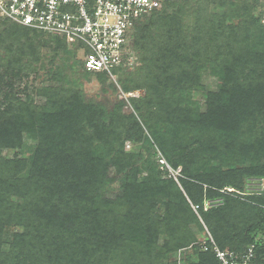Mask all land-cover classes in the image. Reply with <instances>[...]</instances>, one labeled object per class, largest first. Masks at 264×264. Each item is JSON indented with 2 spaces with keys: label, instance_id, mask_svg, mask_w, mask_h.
I'll return each mask as SVG.
<instances>
[{
  "label": "trees",
  "instance_id": "1",
  "mask_svg": "<svg viewBox=\"0 0 264 264\" xmlns=\"http://www.w3.org/2000/svg\"><path fill=\"white\" fill-rule=\"evenodd\" d=\"M216 2L223 9L236 7L231 0H164L160 8L145 16L146 22H136L131 37L135 32L133 47L140 54L141 66L123 75L122 86L126 91H145L141 99L131 100L135 115L122 113V103L111 112L89 104L62 105L65 93L72 90L69 88L58 93L50 88L36 90L35 94L46 98L41 106L35 105L33 95L26 94L23 100L9 92L18 76L6 78V74L15 66L17 74L23 67L30 71L36 66L45 71L47 80L66 81L61 69L55 67L65 47L60 41H42V37L53 35L13 23L17 27L0 31V44L7 39L12 42L3 49L5 64L0 63V92L5 104L0 116V150L19 148L31 153L16 162L25 169L30 164L25 180L31 186L24 181L0 184V264H170L166 262L169 255L195 239L189 225L201 230L191 205L197 207L219 249L241 253L253 246L254 263L264 264V244L255 238L264 227V210L219 192L226 187L243 191L246 177L264 178V39L253 43L252 23L229 28L215 23V45L196 41L190 47L192 53H181L178 43L183 20ZM43 48L49 49L50 56H41ZM25 54L30 56L26 63L22 61ZM156 70L158 76L167 74L171 92L161 102L154 101ZM86 72L99 78L106 75ZM204 72L216 76L218 82L217 92L205 94V112L200 113L191 91L204 90L200 84ZM76 93L73 100H78ZM193 114L196 122L188 126ZM209 125L218 133L211 131L208 138L212 143L205 140L200 146L208 149L222 141L235 147L227 150L226 160L223 158L229 171L205 169L212 160L222 165L224 160L218 154H202L198 147L175 142L184 131L198 140L200 134L190 130L202 132ZM93 132L103 154H70L77 150L75 143H87ZM27 139L34 145L27 146ZM125 141L140 143L147 152L144 167L137 163L141 156L124 152ZM111 142L118 144L117 149ZM153 145L173 169L181 168L183 193L173 180L160 178V166L150 160L157 153ZM200 154L204 155L202 168L195 161ZM110 169L115 177H108ZM115 181L120 188L115 199L99 198V190L106 191ZM10 196L19 202L8 200ZM218 198L222 205L203 210L205 200ZM255 201L264 206V196ZM7 223L21 228L8 241L4 232ZM5 241L7 251L2 250ZM201 248L197 261L189 264H219L212 252Z\"/></svg>",
  "mask_w": 264,
  "mask_h": 264
},
{
  "label": "rangeland",
  "instance_id": "2",
  "mask_svg": "<svg viewBox=\"0 0 264 264\" xmlns=\"http://www.w3.org/2000/svg\"><path fill=\"white\" fill-rule=\"evenodd\" d=\"M234 1L236 4V7L230 6L220 8V1L216 3L209 4L206 8H203V12L199 14H192L188 16L185 20L182 22V36H180L179 42L181 53H184L185 51L192 53L190 50V47L196 43V41H202V42H211L209 46L215 45L218 41V35L213 31L214 24H219L222 27L227 26H233V25H242L243 23H252L251 28L249 29V32L252 33V41L253 43L256 42V40H263L264 39V0H231ZM227 5V4H226ZM237 5L239 6V10H237ZM223 9V10H222ZM145 16L142 17L144 19ZM148 19L140 20V24H143ZM257 20V22H256ZM12 22L3 19L0 16V31L3 30V28H12L15 25L11 24ZM250 25V24H248ZM17 27V26H15ZM134 28L129 31V34L132 35ZM135 34V32H134ZM131 37V40L129 39L127 49L125 50V54L123 53V58L121 60V66L119 70H116L112 73V75H103V78H99L96 74L88 73L83 68V48L82 46L75 40H67L66 38L58 37V36H51V37H42V41H48L50 44H54L55 41H60L65 49L60 51V57L55 62V67H58L61 69L63 75V79H67L66 81L61 82H55L51 80H47L45 71H41L37 69L36 66L32 68V70H26L27 67H23L22 72L17 74L15 69H11V71H8L6 74V78L8 76L17 75L18 78L16 80L15 77V87L14 90H8L11 91L14 94H17L20 98L24 100V97L26 94L33 95L34 103L37 106L43 105V103L46 101V98L41 95H37L36 90L41 91V88L43 90L51 89L50 91L53 92H60L66 88L72 89L67 90V93H65V99L62 105L70 102L77 106V103H80L81 105L87 106L94 105L96 107H103L107 112H111L115 105L117 103H122V113L124 114H134V109L132 106V99H138L142 98L145 95V91L143 89L138 90H132V91H126L122 88L124 85V76L125 73H128L130 71H133L135 68L140 67L141 63L139 61L140 54L137 52V50L133 47V42L135 41V35ZM30 36V35H29ZM36 36V35H35ZM35 36L33 37L35 38ZM7 43L11 44V40L7 39V41L3 44H0V63L5 64V53L3 49L7 45ZM130 44V47H129ZM14 46L17 47V45L14 43ZM52 46V45H51ZM27 53V52H26ZM180 53V51H179ZM50 56V52L48 48H43L41 50V56ZM191 57V56H190ZM27 58H30L24 55V59L22 61H25ZM23 63H21L22 65ZM28 66V65H27ZM36 67V68H35ZM167 69V66L165 67ZM35 69V70H34ZM14 70V71H13ZM168 70V69H167ZM154 81L157 80L155 83L157 86V92L155 93V99L154 101L159 102L162 101L163 98L168 99L170 95V86L168 87L167 81L165 79V76L167 74H164V76H158L159 70H156L154 72ZM217 82L218 79L216 76L211 75L209 72H204L202 74L200 84L204 87V90H192L191 91V97L193 101L196 103L195 108L200 111V113L205 112V94L207 92H217ZM0 87L3 88V86L0 84ZM132 87V85H131ZM5 89V88H4ZM78 92V100H73L74 94ZM77 94V93H76ZM3 95L0 92V116L1 112L4 109V100L2 99ZM194 115V114H193ZM196 114L192 117L190 122H186L188 126H191V124L196 122ZM195 119V120H194ZM197 125V124H196ZM180 130H182V126H180ZM179 130V133H180ZM145 135L149 137L148 132L144 129ZM191 131H194L195 133L198 132L200 134V138L197 140V137L192 135L189 132L184 131V133L176 137V144H187L186 146L188 148L196 149L199 148V153H206L209 154H218L222 160L225 158L227 159L228 152L227 150H230L231 148L236 149L235 147H231L229 144L224 142H217L216 144L212 145L210 148L207 149V147H201V142L205 140H209L210 143H212V140H210L208 137L211 135V126H207L202 130V132L198 128H193ZM215 134L218 133V130L216 129L213 131ZM92 133V132H91ZM98 135V134H97ZM97 137V136H96ZM95 137V132H93V136L90 137L91 139H88L87 143H75L77 146V150H73L70 152V154L75 155V157H81V156H88L87 154L90 153L93 157L100 156L103 154V151L101 148H98L97 146V138ZM27 146L34 145L32 144L31 140L27 139L26 142ZM114 149H117L118 144L116 142L111 144ZM185 146V147H186ZM214 150L212 151V147H214ZM108 147V146H105ZM187 148V149H188ZM123 149L126 153H132V154H138L141 156L140 158H137V163L144 167L146 165V161L148 159V154L144 150V148L141 147L140 143L137 142H131V141H125L123 143ZM153 150H155L156 156L154 158L155 163H157L161 169V179H171L174 181V183L178 186L179 190L183 193V189L181 187L182 181L185 180V177L183 176L181 172V168L173 169L171 165L165 160L163 155L159 152L157 147L153 145ZM207 150V151H206ZM22 151V152H21ZM195 152V151H194ZM192 152V154H195ZM30 152L27 150L22 149H1L0 150V184L5 180L6 184L13 185L17 184L20 185L22 181H24L27 186H31V182L26 181L25 179H28V172L31 170V166L27 167L25 169L24 166L19 167L16 162L21 160L22 158H29ZM78 154V155H77ZM200 154V157L198 159L195 158L196 166H201L202 168V162L201 157L204 156ZM211 154V155H212ZM160 160H164L165 163H161ZM225 160L222 162V165L218 161H210L205 167V169L210 168H220L221 171H229V163H225ZM21 163V162H19ZM195 166V164H193ZM223 174V173H222ZM108 177L112 178L115 177V172L113 169H110L108 172ZM109 178V179H110ZM3 179V180H2ZM119 182L115 181L110 183L106 186V191L99 190L98 197H104L107 200H114L116 196V192H119ZM222 195L229 196L232 199L240 200L244 203L256 206L257 208H260L261 210H264V206L259 204L255 201V198H258L260 196H264V178L259 177H246L244 179V190L243 191H237L231 187H226L219 191ZM8 200L19 202V200L15 197H9ZM7 200V201H8ZM223 201L221 198L215 199V200H205L203 203V210L216 208L220 205H222ZM191 208L193 212L198 216V219L201 223V230L199 231L196 226L189 225L190 230L192 231L194 235V241L189 244L188 247L179 249L175 254L172 253L169 255V258L166 260V262H170V264H189L193 262L195 263L197 261V255L201 253L200 245L207 239V235H209V230L207 227L203 224L201 219L199 218L197 207L192 206ZM163 208L159 207V212L162 215H165V213L162 211ZM156 214V213H155ZM21 230L20 227H17L11 223H7L5 226V238L7 241L11 238L12 234L18 233ZM258 234L255 236L257 241L260 244H264V227L262 226L261 231L257 232ZM158 244H162V240L160 239L158 241ZM253 247V246H252ZM9 248L8 243L5 241L2 244V250L7 251ZM144 261V260H143ZM141 262V261H139ZM142 264H147L148 262H141ZM156 263V262H155Z\"/></svg>",
  "mask_w": 264,
  "mask_h": 264
},
{
  "label": "built area",
  "instance_id": "3",
  "mask_svg": "<svg viewBox=\"0 0 264 264\" xmlns=\"http://www.w3.org/2000/svg\"><path fill=\"white\" fill-rule=\"evenodd\" d=\"M164 0H0V16L18 26L77 41L86 71L112 75L121 64L136 22ZM165 163L164 160H160ZM219 264H256L252 247L224 249L210 235L201 245Z\"/></svg>",
  "mask_w": 264,
  "mask_h": 264
}]
</instances>
